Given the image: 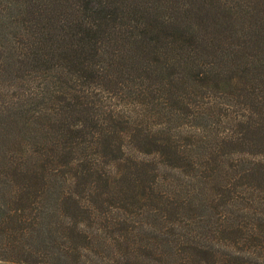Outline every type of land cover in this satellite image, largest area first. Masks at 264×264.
<instances>
[{
    "label": "trees",
    "instance_id": "16d2710c",
    "mask_svg": "<svg viewBox=\"0 0 264 264\" xmlns=\"http://www.w3.org/2000/svg\"><path fill=\"white\" fill-rule=\"evenodd\" d=\"M0 5V28H21L27 37L18 42L24 52L16 64H29L50 83L57 73L66 84L48 96L54 108L45 109L40 151L0 157V261L264 264V0H0ZM13 8L16 15L8 19L4 12ZM189 14L196 23L185 28ZM205 22L219 56L207 76L217 91L229 89V101L242 112L234 116L235 110L219 105L218 119H229V131L218 134L215 154L198 152V186L166 190L145 184L128 164L134 157L127 147L134 118L106 108L93 90L108 82L118 92L129 86L119 76L130 79L138 72L160 77L159 85L170 90L177 87L182 78L164 82L155 56L161 48L184 47L186 37L199 39L195 27ZM10 39L0 32L2 56ZM140 131L136 140L146 137ZM162 151L157 147L154 153Z\"/></svg>",
    "mask_w": 264,
    "mask_h": 264
},
{
    "label": "rangeland",
    "instance_id": "374dc122",
    "mask_svg": "<svg viewBox=\"0 0 264 264\" xmlns=\"http://www.w3.org/2000/svg\"><path fill=\"white\" fill-rule=\"evenodd\" d=\"M4 13L10 19L16 15V9H6ZM189 15L185 28H190L195 22V17L193 21L192 15L191 18ZM160 16H164V13ZM195 28H199V39L186 37L180 42L184 47L177 50L161 48L155 56V68L164 82H168L172 76L182 78L172 91L169 85H159L157 79L160 77L155 78L150 72H138L141 76L130 79L119 76L118 80L122 83L127 81L129 86L125 85L118 92L115 90H119V86L108 82H100V87L93 90L95 97L102 100L106 108H115L135 120L133 124L136 128H132L131 142L127 145L134 155L128 160L129 166L134 167L133 176H142L145 184L153 185L156 182L166 190H191L198 186L195 167L198 152L206 148L215 154L218 134L225 137L229 131V119H218L219 105L235 110L234 116L242 112L240 106L236 105V108L229 101L228 88L219 87L217 91L212 84L216 81L211 83L209 80L207 75H211L210 70L219 63V56L214 51L215 44L208 39L207 34L211 32H207L209 28H206V22ZM0 32L9 34L11 38L9 42L6 40L10 45L8 53L3 56L0 53V157L35 156V152L41 149L38 143L43 133L40 129L46 119L45 109L50 107L49 112H53L54 108L48 96L51 90H61L63 83L57 73L55 77L58 79L53 77L54 81L50 83L48 78L34 75L35 71L28 68L29 64L23 68L16 64L19 54L24 52L18 42L27 39L22 35L21 28H0ZM218 33L213 32V37ZM4 63L7 67H3ZM199 72L206 75L202 76ZM140 130L146 137L136 140L135 135L140 134ZM238 130L239 127L236 134H240ZM257 136L250 135V138L256 139ZM147 137L152 141L150 145L146 144ZM157 143V147L163 150L160 155L154 153ZM133 145L138 147L135 151ZM233 158L229 157L227 167H232ZM128 164L122 169H127ZM120 172L127 173L126 170ZM121 181L126 184L128 180L122 178ZM0 264L20 263L0 261Z\"/></svg>",
    "mask_w": 264,
    "mask_h": 264
}]
</instances>
